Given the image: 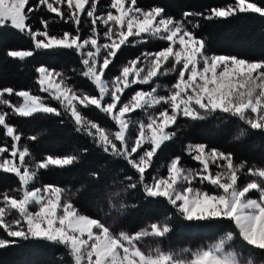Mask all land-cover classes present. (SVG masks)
I'll return each instance as SVG.
<instances>
[{"label":"snow or ice","instance_id":"1","mask_svg":"<svg viewBox=\"0 0 264 264\" xmlns=\"http://www.w3.org/2000/svg\"><path fill=\"white\" fill-rule=\"evenodd\" d=\"M99 4L100 0H38L33 6L30 0H0V28L10 26L26 33L34 45L28 50H9V57L24 61L37 50L74 51L82 65L79 75L90 81L97 93L78 90L62 72L44 65L36 68L37 83L59 107L30 91L0 89V105L11 109V113L0 109V127L11 140L10 145L0 146V171L18 177L20 193L19 197L0 194V229L7 237L0 236V249L33 239L63 246L72 264H257L256 253L264 256V167L250 166L247 161L237 163L230 152L190 143L185 151L199 168L184 167L182 158L176 156L166 166L167 175H153L149 170L155 169L154 158L162 146L177 137L182 118L204 121L224 114L264 133V60L208 55L206 41L193 31L198 23L188 19L203 13L185 12L183 19L177 20L163 7L141 8L138 0H111L106 12L100 11ZM40 6L64 23H72L75 31L52 34L49 21L44 19L43 29H34L30 15ZM239 14L264 18V4L234 0L210 9L205 18L227 19ZM82 17L90 18L87 36L82 35L81 25L86 23ZM146 39L166 41L167 46L141 53L124 65L119 75L108 79L109 66L122 46ZM169 74L176 75V82L161 95L157 80ZM126 90L133 94L126 97ZM5 94L22 102L13 103ZM93 106L112 121V128L84 114V109ZM138 110L146 119L133 118ZM37 113L67 116L76 132L90 138L102 152L125 161L132 175L125 176L126 183L121 182L123 192H142L146 199L163 198L186 221H227L232 230L207 247L183 249L187 255L159 246L145 250L140 243L145 238H164L172 231L167 222L170 218L135 233L116 232L104 219L83 214L68 190L53 185L35 187L41 170L70 167L80 161L76 154L32 158L29 147L21 144L23 134L8 117ZM246 134L247 129L242 128L234 139ZM28 139L35 141L37 137ZM82 151L87 153L88 149ZM91 175L99 179V173ZM242 176L251 179L241 184ZM197 183L204 187H197ZM208 185L212 191L207 190ZM33 206L37 210L33 211ZM128 207L121 192L111 194L110 211L122 213ZM237 238L242 241L240 248L248 249L244 254L232 246Z\"/></svg>","mask_w":264,"mask_h":264},{"label":"trees","instance_id":"2","mask_svg":"<svg viewBox=\"0 0 264 264\" xmlns=\"http://www.w3.org/2000/svg\"><path fill=\"white\" fill-rule=\"evenodd\" d=\"M107 2V0H100ZM264 4V0H256ZM38 0H30L33 6ZM234 3V0H138L141 8L149 9L155 6L163 7L166 13L177 20L183 19L185 12L203 13V16L189 17L198 27L193 31L198 37L206 41L207 54L226 55L244 58L249 61L264 60V18L258 14H239L227 19L208 20L205 17L210 9L225 7ZM48 20L52 34H62L65 31L74 32L72 23H64L55 13H49L45 6L30 15L29 23L33 28L43 29L41 20ZM86 23L81 25L82 35H89L90 20L82 17ZM192 27V25H189ZM131 39V38H130ZM167 46L166 41L146 39L143 42H133L122 46L113 63L107 71V78L116 76L121 68L130 60L140 56L141 53L155 52ZM34 48L31 39L26 33L6 27L0 28V89L12 88L15 91L27 90L33 94L39 93L37 83L38 73L36 68L41 65L62 72L68 81L78 90L89 94H97L94 85L85 77L79 75L82 69L80 57L71 50H61L57 53L37 50L33 57L21 61L18 58L8 56L9 50H28ZM174 75L162 77L157 82L164 84L173 82ZM137 86H133L136 88ZM127 97L132 93L127 91ZM6 96L13 103L19 97ZM54 107H59L57 102L51 101ZM4 111L11 113V109L4 107ZM84 114L91 120L100 123L101 126L112 128V121L95 107L84 109ZM134 119H143L144 113L139 110L133 114ZM63 119V123H61ZM8 122L16 126L23 134L21 144L27 145L32 153V158L41 160L46 156L63 157L69 154L80 156L79 163L65 168L50 167L41 170L34 181L35 187L43 185L58 186L68 190L75 206L83 213L91 217H100L116 232L126 231L135 233L147 228L151 223H158L168 219L172 231L164 238L147 237L141 241V247L145 250L159 246L164 250H171L183 255V249L196 250L207 247L217 241L228 231L232 225L227 221H194L189 222L179 217L175 209L167 204L163 198H145L142 192L122 191L126 175H132L126 162L114 158L97 148L90 138L75 131L74 124L67 116L57 117L51 114L37 113L32 117H19L10 115ZM177 137L158 151L154 158L155 169H150L153 175H164L167 164L176 156L182 158V164L186 168H199L198 162L187 155L185 148L188 144L204 143L209 147L220 149L233 154L234 160L247 161L248 164L264 167V133L248 129L246 125L234 117L224 114H216L204 121L179 120ZM247 129V134L240 139H234L240 129ZM136 129H132L135 136ZM36 136L35 141L28 139ZM11 143L10 138L4 135L0 127V146ZM88 149L87 153L82 150ZM99 173V179L91 175ZM251 177H241L239 183L244 184ZM126 183V181H124ZM197 187H204L197 183ZM19 179L13 173L0 171V194L7 192L9 195L19 197L17 192ZM207 190L212 191L210 185ZM121 192L123 201L129 207L122 213L110 211L109 198L112 193ZM255 196V193L254 195ZM2 198V197H0ZM114 202L119 203V199ZM135 205V207H132ZM108 213V215H105ZM16 213L13 212V217ZM0 236L6 234L0 229ZM242 241L237 238L233 247L244 254L248 249L240 248ZM257 264H264V256L258 252L255 255ZM0 264H72L67 250L51 242L42 240H19L15 245L0 249Z\"/></svg>","mask_w":264,"mask_h":264},{"label":"rangeland","instance_id":"3","mask_svg":"<svg viewBox=\"0 0 264 264\" xmlns=\"http://www.w3.org/2000/svg\"><path fill=\"white\" fill-rule=\"evenodd\" d=\"M110 2H111V0H107V2H101L100 1V4L98 5V8L100 9V11L101 12H106V11H108V6L110 5ZM66 7V6H65ZM113 11H115V10H113ZM89 20H90V18H89ZM101 28L103 27L102 25L100 26ZM157 51H159V50H157ZM208 55H210V54H208ZM226 56V55H225ZM126 65V64H125ZM122 69V68H121ZM120 72H121V70L119 71V73L117 74V75H119L120 74ZM116 75V76H117ZM172 75H174V77H175V80L173 81V82H170V83H166V84H164V83H162V82H157V83H159L160 85H161V87H160V89H159V92H160V94L161 95H166L167 94V89L169 88V87H171V85L172 84H174L175 82H176V75L175 74H169L168 76H172ZM114 77V76H113ZM112 77V78H113ZM133 86H135V85H133ZM143 87H145V89L147 90V86H143ZM20 91H22V90H20ZM24 91H27V90H24ZM128 90H126V92H127ZM33 94V93H32ZM133 93H131L130 94V96L132 95ZM35 95H40V96H42V97H46V102L47 103H49L51 106H53L54 107V105L51 103V101H53L54 102V100H51V98L50 97H48V94L47 93H43V92H41L40 91V86H39V93H37V94H35ZM126 95V97H127V93L125 94ZM130 96H128V97H130ZM5 98H7L8 99V97L6 96V94H5ZM20 102H22V99L21 98H18V101L16 102V103H20ZM56 102V101H55ZM0 109H3L4 110V106L3 105H0ZM143 119H146V117H145V115H144V118ZM135 135H136V131H135ZM164 175H167V170H166V173L164 174ZM253 195H254V193H253ZM33 211H35V210H37L36 208H35V206H33V209H32ZM17 215V214H16Z\"/></svg>","mask_w":264,"mask_h":264}]
</instances>
